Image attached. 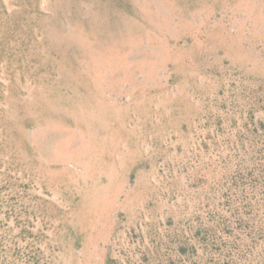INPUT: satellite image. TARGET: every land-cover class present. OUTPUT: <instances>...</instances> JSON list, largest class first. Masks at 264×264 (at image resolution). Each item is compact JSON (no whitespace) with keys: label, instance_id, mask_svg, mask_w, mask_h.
<instances>
[{"label":"rangeland","instance_id":"1","mask_svg":"<svg viewBox=\"0 0 264 264\" xmlns=\"http://www.w3.org/2000/svg\"><path fill=\"white\" fill-rule=\"evenodd\" d=\"M0 264H264V0H0Z\"/></svg>","mask_w":264,"mask_h":264}]
</instances>
